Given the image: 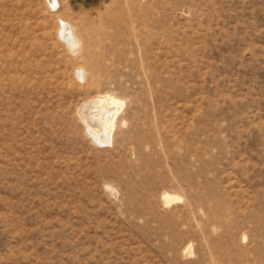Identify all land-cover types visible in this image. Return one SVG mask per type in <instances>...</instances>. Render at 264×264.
Wrapping results in <instances>:
<instances>
[{
    "label": "rangeland",
    "instance_id": "rangeland-1",
    "mask_svg": "<svg viewBox=\"0 0 264 264\" xmlns=\"http://www.w3.org/2000/svg\"><path fill=\"white\" fill-rule=\"evenodd\" d=\"M0 264H264V0H0Z\"/></svg>",
    "mask_w": 264,
    "mask_h": 264
},
{
    "label": "bare ground",
    "instance_id": "bare-ground-1",
    "mask_svg": "<svg viewBox=\"0 0 264 264\" xmlns=\"http://www.w3.org/2000/svg\"><path fill=\"white\" fill-rule=\"evenodd\" d=\"M69 33L70 32L65 30L63 32V38L65 39L66 43L71 46L74 44V40ZM107 96L98 97L88 105H85L83 108L84 117L88 119L89 115H93L94 121H91V124H95V126H99L101 129V134L94 137V139L99 143L109 142L111 128L113 127V122L117 113V109L114 108V105L117 104L118 101L113 97ZM168 197L170 196H166L165 198Z\"/></svg>",
    "mask_w": 264,
    "mask_h": 264
}]
</instances>
